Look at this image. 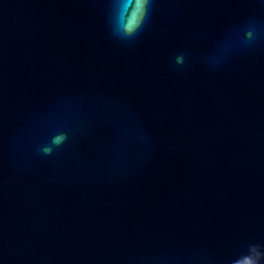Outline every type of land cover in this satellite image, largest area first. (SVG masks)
<instances>
[{
    "label": "water",
    "instance_id": "1",
    "mask_svg": "<svg viewBox=\"0 0 264 264\" xmlns=\"http://www.w3.org/2000/svg\"><path fill=\"white\" fill-rule=\"evenodd\" d=\"M134 6L0 0V264L264 246V0Z\"/></svg>",
    "mask_w": 264,
    "mask_h": 264
},
{
    "label": "clouds",
    "instance_id": "2",
    "mask_svg": "<svg viewBox=\"0 0 264 264\" xmlns=\"http://www.w3.org/2000/svg\"><path fill=\"white\" fill-rule=\"evenodd\" d=\"M149 2L150 0H135L131 16L119 19V27L124 35L130 36L141 28L148 13ZM125 5L124 2H121L119 5H114L113 7L124 10ZM60 139L62 138H57L56 142L59 143ZM241 259L250 260L251 264H264V246L258 244L249 245L247 254L241 255L233 264H239Z\"/></svg>",
    "mask_w": 264,
    "mask_h": 264
}]
</instances>
